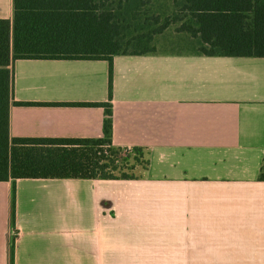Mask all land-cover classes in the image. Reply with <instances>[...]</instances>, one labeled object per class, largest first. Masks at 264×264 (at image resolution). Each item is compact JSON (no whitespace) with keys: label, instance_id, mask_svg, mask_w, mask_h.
Returning <instances> with one entry per match:
<instances>
[{"label":"crops","instance_id":"1","mask_svg":"<svg viewBox=\"0 0 264 264\" xmlns=\"http://www.w3.org/2000/svg\"><path fill=\"white\" fill-rule=\"evenodd\" d=\"M154 45L113 61V143L148 166L0 181V264H264V57ZM13 73L11 136H103V106L65 103L108 100L107 60L19 58Z\"/></svg>","mask_w":264,"mask_h":264},{"label":"trees","instance_id":"2","mask_svg":"<svg viewBox=\"0 0 264 264\" xmlns=\"http://www.w3.org/2000/svg\"><path fill=\"white\" fill-rule=\"evenodd\" d=\"M150 1L14 0L13 17L0 18V181L137 177V165L149 164L144 148L113 143L114 56L154 51V37L172 23L198 38L207 55L264 57V0H174L164 17ZM19 58L107 60L108 100L65 103L103 106V136H11V105L22 103L13 100ZM258 179L264 180V158Z\"/></svg>","mask_w":264,"mask_h":264},{"label":"rangeland","instance_id":"3","mask_svg":"<svg viewBox=\"0 0 264 264\" xmlns=\"http://www.w3.org/2000/svg\"><path fill=\"white\" fill-rule=\"evenodd\" d=\"M147 5L153 10L160 11L163 17L172 13L175 9L174 0H151ZM177 25L178 23H172L164 32L157 34L154 37L153 44H157L159 46L166 45L170 47H197V45H199V40L197 39V42L195 43L196 39H191L190 34L176 31ZM132 49L136 48L133 47L131 50ZM140 167H143V164L137 165L134 172L139 173Z\"/></svg>","mask_w":264,"mask_h":264}]
</instances>
